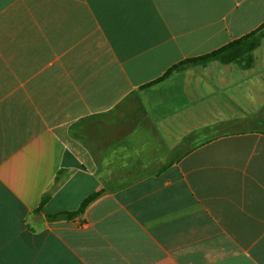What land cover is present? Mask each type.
Wrapping results in <instances>:
<instances>
[{
    "label": "crops",
    "instance_id": "crops-1",
    "mask_svg": "<svg viewBox=\"0 0 264 264\" xmlns=\"http://www.w3.org/2000/svg\"><path fill=\"white\" fill-rule=\"evenodd\" d=\"M263 24L264 0H0V264H264V131L196 144L264 105V38L152 84ZM117 163L142 173L110 191Z\"/></svg>",
    "mask_w": 264,
    "mask_h": 264
},
{
    "label": "rangeland",
    "instance_id": "rangeland-1",
    "mask_svg": "<svg viewBox=\"0 0 264 264\" xmlns=\"http://www.w3.org/2000/svg\"><path fill=\"white\" fill-rule=\"evenodd\" d=\"M242 68L236 63H230ZM243 69V68H242ZM251 69V68H249ZM245 69V70H249ZM251 79V77H250ZM251 102V97L246 95V113L245 118H242L237 121H228V122H213L211 126L205 127L202 130H198L196 137V144L207 142L218 136L226 134H236L241 132H246L250 130H261L264 131V105L254 106V103ZM192 142V139H191ZM138 146V145H136ZM152 149L157 148L161 151L159 146L151 145ZM151 149V150H152ZM121 160L124 161V156H120ZM123 163H117L116 168L108 171L113 175L114 181H104L105 186L110 191H117L123 189L132 183L137 181L135 180L142 171L134 170L131 166L126 165L124 168ZM106 172V171H105ZM149 172V171H147Z\"/></svg>",
    "mask_w": 264,
    "mask_h": 264
},
{
    "label": "trees",
    "instance_id": "trees-1",
    "mask_svg": "<svg viewBox=\"0 0 264 264\" xmlns=\"http://www.w3.org/2000/svg\"><path fill=\"white\" fill-rule=\"evenodd\" d=\"M264 38V24L257 30L251 32L250 34L245 35L244 37L235 40L228 45L217 49L211 53H208L204 56L188 59L179 63L178 65L171 68L162 78L158 79L152 84L158 83L170 76L174 71L184 69L189 66H206L210 62L218 61L223 64L236 63L241 66L243 69H249L253 67L254 64V50L259 47L262 39ZM210 141V140H208ZM99 195V193L93 194L89 197L81 209L76 212H60L50 218L53 220L57 219H67L72 220L77 216L84 213L87 205ZM48 199V196L44 197L42 203H45Z\"/></svg>",
    "mask_w": 264,
    "mask_h": 264
}]
</instances>
